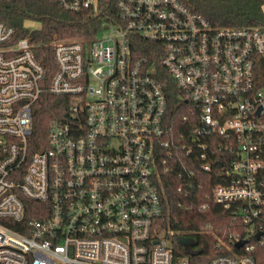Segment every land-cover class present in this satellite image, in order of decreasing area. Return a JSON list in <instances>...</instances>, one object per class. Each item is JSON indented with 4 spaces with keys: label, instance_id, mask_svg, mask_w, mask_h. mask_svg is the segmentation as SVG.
Segmentation results:
<instances>
[{
    "label": "built area",
    "instance_id": "obj_1",
    "mask_svg": "<svg viewBox=\"0 0 264 264\" xmlns=\"http://www.w3.org/2000/svg\"><path fill=\"white\" fill-rule=\"evenodd\" d=\"M39 1L110 19L52 46L51 79L0 21V264H192L158 226L178 150L205 173L229 155L212 198L242 231L205 264H264V28L215 26L180 0ZM45 94L67 109L38 142Z\"/></svg>",
    "mask_w": 264,
    "mask_h": 264
},
{
    "label": "trees",
    "instance_id": "obj_2",
    "mask_svg": "<svg viewBox=\"0 0 264 264\" xmlns=\"http://www.w3.org/2000/svg\"><path fill=\"white\" fill-rule=\"evenodd\" d=\"M193 12L204 16L213 25L232 28H264V0H180ZM107 9L95 14L92 11L70 13L56 3L39 0L0 1V21L16 27L21 36L30 37L37 47V56L47 66L51 79L56 71L52 52L55 43L86 41L99 33L107 16ZM36 21L38 29L24 28L26 21ZM155 46V45H154ZM141 54L153 56L150 42L142 43ZM154 57V56H153ZM66 98L45 94L38 104L35 136L46 139L52 120L66 113ZM184 131L187 129H183ZM178 161L170 172H160L158 187L162 194L164 213L159 220L161 230L172 232L176 238L187 237L189 246L178 254L192 264H205L221 255H231L226 247L230 236L241 233L240 218L233 211L216 204L213 187L218 182L221 160L224 155L215 152L216 162L212 173H205L195 155L178 150ZM196 158V159H195ZM33 213L34 202L27 201ZM33 206V207H32ZM29 219V218H28ZM16 229L21 227L12 225Z\"/></svg>",
    "mask_w": 264,
    "mask_h": 264
},
{
    "label": "rangeland",
    "instance_id": "obj_3",
    "mask_svg": "<svg viewBox=\"0 0 264 264\" xmlns=\"http://www.w3.org/2000/svg\"><path fill=\"white\" fill-rule=\"evenodd\" d=\"M26 27L30 30H34V29H38L40 27V24L36 21L28 20V21H26ZM99 35H100L99 37H103L105 35H108V31L105 30L103 33L101 32Z\"/></svg>",
    "mask_w": 264,
    "mask_h": 264
},
{
    "label": "water",
    "instance_id": "obj_4",
    "mask_svg": "<svg viewBox=\"0 0 264 264\" xmlns=\"http://www.w3.org/2000/svg\"><path fill=\"white\" fill-rule=\"evenodd\" d=\"M178 241L180 244L184 246H188L190 244V241L187 237H178ZM242 243L237 244V247H241Z\"/></svg>",
    "mask_w": 264,
    "mask_h": 264
}]
</instances>
